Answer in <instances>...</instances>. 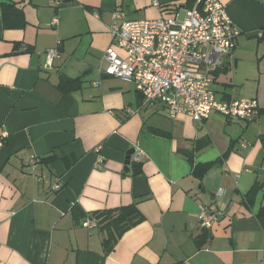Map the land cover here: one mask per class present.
I'll return each mask as SVG.
<instances>
[{"label": "crops", "instance_id": "1", "mask_svg": "<svg viewBox=\"0 0 264 264\" xmlns=\"http://www.w3.org/2000/svg\"><path fill=\"white\" fill-rule=\"evenodd\" d=\"M6 1L27 23L7 26L0 5V264H264V0H221L242 33L213 70L217 99L259 100L252 121L172 118L111 74L113 12L155 19L186 0ZM63 76L82 84L62 89ZM183 150L218 163L200 178ZM135 203L143 219L110 251L104 222L83 225ZM205 207L217 212L211 229L199 222Z\"/></svg>", "mask_w": 264, "mask_h": 264}, {"label": "built area", "instance_id": "2", "mask_svg": "<svg viewBox=\"0 0 264 264\" xmlns=\"http://www.w3.org/2000/svg\"><path fill=\"white\" fill-rule=\"evenodd\" d=\"M185 10L183 19L176 10L155 19L122 21V13L113 12L115 22L109 26L112 45L104 54L111 74L133 83L146 101L166 104L172 118L187 114L202 121L212 111H218L228 118L252 121L261 110L257 98L219 100L214 89L213 70L237 46L241 28L221 0H197ZM56 22L54 19L52 24ZM257 35L264 38V29ZM45 55L46 66L52 67L60 53L50 48ZM247 145L246 141L242 143L243 147ZM134 157L138 161L140 153ZM53 187L59 189L61 185L56 183ZM225 192L220 188L217 196L222 197ZM198 218L204 229H211L217 212L205 207ZM83 225L97 224L88 218Z\"/></svg>", "mask_w": 264, "mask_h": 264}, {"label": "trees", "instance_id": "3", "mask_svg": "<svg viewBox=\"0 0 264 264\" xmlns=\"http://www.w3.org/2000/svg\"><path fill=\"white\" fill-rule=\"evenodd\" d=\"M197 0H186V7H193L196 4ZM0 5L3 9V19L7 26H23L27 23L25 18V12L20 8L15 2L11 1H0ZM82 79L81 77L69 78L62 77L61 88L64 89L70 88L77 89L81 86ZM263 111V110H260ZM184 155L188 157L191 163L194 165V173L200 178L210 170V168L218 163V161L206 162V163H197L195 164L194 153L189 150L182 151ZM141 171V164L134 169V173ZM259 186H254L246 195L248 202L252 203L255 195L258 192ZM76 210V209H75ZM260 221L264 225V208H262L258 214ZM143 219L142 214L140 213L136 203L127 207H122L114 210H104L102 212L95 213L94 220L98 224L99 222H104L107 225L109 231L108 237L106 240L107 251L112 250L115 243L118 239L125 233V231L131 226L135 225Z\"/></svg>", "mask_w": 264, "mask_h": 264}, {"label": "rangeland", "instance_id": "4", "mask_svg": "<svg viewBox=\"0 0 264 264\" xmlns=\"http://www.w3.org/2000/svg\"><path fill=\"white\" fill-rule=\"evenodd\" d=\"M185 14H186V10L185 9L182 8V9L179 10L180 19H183ZM233 70H234V68L232 70H229L226 74L223 73V77H225V76L229 77V75H232V73L234 72Z\"/></svg>", "mask_w": 264, "mask_h": 264}, {"label": "water", "instance_id": "5", "mask_svg": "<svg viewBox=\"0 0 264 264\" xmlns=\"http://www.w3.org/2000/svg\"><path fill=\"white\" fill-rule=\"evenodd\" d=\"M135 152V149H131V150H129V152H128V156H127V160H126V164H127V167H129L130 166V158H131V154H133ZM128 169V168H127Z\"/></svg>", "mask_w": 264, "mask_h": 264}]
</instances>
